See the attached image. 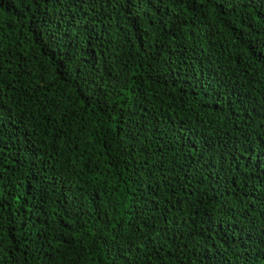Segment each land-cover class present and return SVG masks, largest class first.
I'll return each instance as SVG.
<instances>
[{
  "label": "trees",
  "instance_id": "16d2710c",
  "mask_svg": "<svg viewBox=\"0 0 264 264\" xmlns=\"http://www.w3.org/2000/svg\"><path fill=\"white\" fill-rule=\"evenodd\" d=\"M0 264H264V0H0Z\"/></svg>",
  "mask_w": 264,
  "mask_h": 264
}]
</instances>
